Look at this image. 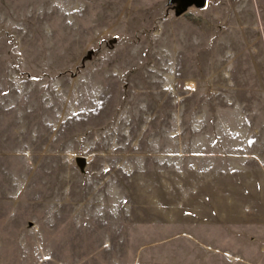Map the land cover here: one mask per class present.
<instances>
[{
	"label": "rangeland",
	"instance_id": "374dc122",
	"mask_svg": "<svg viewBox=\"0 0 264 264\" xmlns=\"http://www.w3.org/2000/svg\"><path fill=\"white\" fill-rule=\"evenodd\" d=\"M175 11L0 0V264H264V0Z\"/></svg>",
	"mask_w": 264,
	"mask_h": 264
},
{
	"label": "water",
	"instance_id": "95a60500",
	"mask_svg": "<svg viewBox=\"0 0 264 264\" xmlns=\"http://www.w3.org/2000/svg\"><path fill=\"white\" fill-rule=\"evenodd\" d=\"M176 3V15H181L185 13L190 7L195 6L197 8H202L206 5L207 0H172ZM76 162L79 167L83 170L84 166L87 162V158L85 156H77Z\"/></svg>",
	"mask_w": 264,
	"mask_h": 264
}]
</instances>
